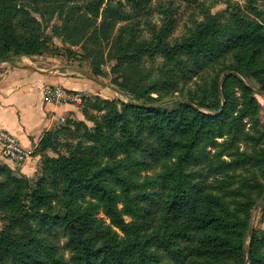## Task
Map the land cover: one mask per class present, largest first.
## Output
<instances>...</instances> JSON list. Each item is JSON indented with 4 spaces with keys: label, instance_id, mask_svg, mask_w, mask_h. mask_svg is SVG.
Returning <instances> with one entry per match:
<instances>
[{
    "label": "trees",
    "instance_id": "16d2710c",
    "mask_svg": "<svg viewBox=\"0 0 264 264\" xmlns=\"http://www.w3.org/2000/svg\"><path fill=\"white\" fill-rule=\"evenodd\" d=\"M177 1L203 19L172 37V2L157 26L152 0H0V63L58 37L93 76L113 61L124 95L82 97L84 120L45 132L34 182L0 165V264H264V228L246 262L253 210L264 219V120L247 82L264 94V0L216 14Z\"/></svg>",
    "mask_w": 264,
    "mask_h": 264
},
{
    "label": "crops",
    "instance_id": "0c3cea01",
    "mask_svg": "<svg viewBox=\"0 0 264 264\" xmlns=\"http://www.w3.org/2000/svg\"><path fill=\"white\" fill-rule=\"evenodd\" d=\"M79 70L44 56L0 64V131L15 137L29 153L16 167L21 175L36 176L40 157L33 151L45 132L56 129L65 119L84 120L79 103L55 105L45 102L41 96L42 87L47 85H60L81 97L97 95L99 85ZM0 163L7 164L1 158Z\"/></svg>",
    "mask_w": 264,
    "mask_h": 264
},
{
    "label": "rangeland",
    "instance_id": "374dc122",
    "mask_svg": "<svg viewBox=\"0 0 264 264\" xmlns=\"http://www.w3.org/2000/svg\"><path fill=\"white\" fill-rule=\"evenodd\" d=\"M121 1L124 2V0H121ZM213 1L214 0H207V2L205 3V8H207V10L211 14H216L226 9L227 4L224 2L225 0H217V3L215 4H213ZM230 1L238 5H244L245 3L244 0H230ZM171 2L173 3L172 5L173 7H177L176 26H175V30H174L172 37H178L182 35L187 30V28L191 26L193 20L201 21L203 19V17L199 15V11L195 7H189L183 4H178L177 0H152L151 7L153 8V10L149 14V16H147V19L152 24L159 26L161 23V20L164 17L162 14V11H164L167 7H169L170 6L169 4ZM58 23H59L58 20L55 18L51 22V25L58 24ZM43 56L57 59L59 63H62L70 67L71 69L72 68L76 70L81 69V70L87 71L88 73H91L93 70V68H91V65H90V60L84 58L83 52L81 51L80 48L78 47L69 48L63 43L62 39L58 37H53L50 43H48V49L42 55V57ZM21 58H24V57L14 58L12 61H15V60L20 61ZM156 61L159 62L160 59L157 58ZM112 64H113V61L111 60L105 59L103 61L102 65L99 68L100 74L97 76H94L101 83H103V85L98 84L100 87L98 94L85 96L86 100H91L92 102L95 100L96 96H98L101 99H106V100L124 99V95L122 94V92L118 90L116 86L112 84L111 82L112 76H111L110 70H111ZM247 82L255 90V97L261 105L258 118L260 120H264V94L260 90H258L257 85L252 80H247ZM198 83L199 81L197 79H193L192 81L184 84L178 92L172 95V97L176 99L187 97L188 93L190 91H193L198 86ZM81 106H82V97H81L80 108ZM87 124L89 126L92 125V123L90 122H87ZM48 154L52 156V153L49 152ZM0 165L7 166V164H1V163ZM10 169L13 170L15 175L17 176L21 175L18 171L16 172L15 167L13 168L11 167ZM36 177H37V174L35 177L29 178V179H31L32 182H34V180H36L35 179ZM262 203H264V200L262 201ZM2 225L3 223L0 220V227H2ZM250 225H251V229L252 227L264 228V219L261 218L259 210H253Z\"/></svg>",
    "mask_w": 264,
    "mask_h": 264
},
{
    "label": "built area",
    "instance_id": "2783aa9c",
    "mask_svg": "<svg viewBox=\"0 0 264 264\" xmlns=\"http://www.w3.org/2000/svg\"><path fill=\"white\" fill-rule=\"evenodd\" d=\"M41 96L47 103L62 105L66 103H81V96L77 92L68 90L60 85L42 87ZM63 122V119H61ZM29 156L18 140L7 132L0 131V158L9 166L18 167Z\"/></svg>",
    "mask_w": 264,
    "mask_h": 264
},
{
    "label": "water",
    "instance_id": "95a60500",
    "mask_svg": "<svg viewBox=\"0 0 264 264\" xmlns=\"http://www.w3.org/2000/svg\"><path fill=\"white\" fill-rule=\"evenodd\" d=\"M79 72L81 73V75H83L84 77H86V78L92 80L93 82H95V83H97V84H100V85H103V83H101L96 77H94L92 74L88 73L87 71L79 70ZM242 80H243V79H242ZM129 103L132 104V105L139 106V107H146V106H143V105L134 104V103H132V102H129ZM157 104H160V103H157ZM157 104H154V105H157ZM184 104L194 107V106H193L191 103H189L188 101H184ZM263 200H264V194H263L262 197L258 200L257 204L262 203ZM250 240H251V225L249 226V229H248L246 262H247V260H248V258H249V246H250Z\"/></svg>",
    "mask_w": 264,
    "mask_h": 264
}]
</instances>
